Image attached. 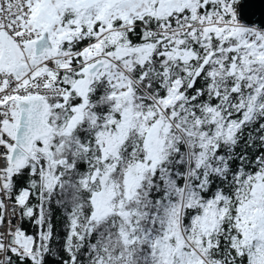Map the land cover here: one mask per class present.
Returning <instances> with one entry per match:
<instances>
[{
    "label": "snow or ice",
    "instance_id": "obj_1",
    "mask_svg": "<svg viewBox=\"0 0 264 264\" xmlns=\"http://www.w3.org/2000/svg\"><path fill=\"white\" fill-rule=\"evenodd\" d=\"M0 264H264V0H0Z\"/></svg>",
    "mask_w": 264,
    "mask_h": 264
}]
</instances>
